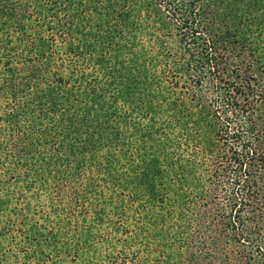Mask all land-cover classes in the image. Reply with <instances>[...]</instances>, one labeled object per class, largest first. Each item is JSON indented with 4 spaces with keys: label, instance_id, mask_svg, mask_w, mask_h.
I'll use <instances>...</instances> for the list:
<instances>
[{
    "label": "trees",
    "instance_id": "16d2710c",
    "mask_svg": "<svg viewBox=\"0 0 264 264\" xmlns=\"http://www.w3.org/2000/svg\"><path fill=\"white\" fill-rule=\"evenodd\" d=\"M93 1L0 0V264H264V85L229 61L213 5L112 0L154 33L163 13L180 43L117 72L143 129L86 68L32 44L41 28L52 41L84 15L104 19L111 6ZM130 128L141 132L131 163ZM142 198L156 211L138 204L126 225Z\"/></svg>",
    "mask_w": 264,
    "mask_h": 264
},
{
    "label": "rangeland",
    "instance_id": "374dc122",
    "mask_svg": "<svg viewBox=\"0 0 264 264\" xmlns=\"http://www.w3.org/2000/svg\"><path fill=\"white\" fill-rule=\"evenodd\" d=\"M102 1L107 2L111 6L104 19L100 20L92 14L84 15L79 20L80 25L76 30L72 33L71 31L65 33L64 30L57 32L52 41L48 39L46 28L44 32L41 28L40 34H33L32 44H36L39 48L38 50H42L39 44H50L51 47L46 49L45 57L56 58L57 55L62 56L68 68H86L85 75L88 78H93L98 85L97 94L100 97H105L107 101H110L113 97H119L120 101H116L114 105L121 109L122 114L127 115V119L131 123L130 126L133 124L140 126L141 123L144 129L147 127L148 122L141 117L138 108L136 111L128 114L129 109H133V107L122 98V94H126L125 97L128 98L129 95L127 96V94H134V90L124 86L128 83L123 84V86L120 85L126 79L117 76V72L121 64H127L132 69V62L134 60L139 61V64L142 65L144 61H148V58H151L154 51L160 50L164 46L172 52L177 53V45L180 43L176 35V29H174V25L168 17H165L163 13H159V16L155 19L156 25L162 27L159 35V32L154 33L150 28H145V22L149 23L148 21H152L151 17L144 19L138 15L137 11L133 10L129 12L128 10L132 9L122 8L123 4L113 9L111 2L114 0ZM209 1L214 7L217 19L214 30L219 35L220 44H223L229 61L241 58L248 67L251 64L249 70L264 85V0ZM93 2V0H90L91 5ZM86 14L90 13L87 12ZM75 18L72 20H75ZM25 31L27 33L30 32L28 26L25 28ZM9 34L13 38V46L18 44L17 46L20 48L19 44H26L18 40L20 38L17 32H10ZM150 35L157 36L158 40L160 38L162 43L158 41V44H153L152 40L146 39ZM42 36L43 39H39ZM52 47L55 48V54L50 55ZM70 49L73 52L70 53ZM79 72L81 71H77V73ZM206 92L205 98L209 100L212 98V93L210 90ZM262 108L264 110V107ZM109 125L115 126V124ZM127 130V134L125 136L122 135V138L125 137L129 143H134L128 149L130 154L129 162L131 163L137 161L136 155L139 152L138 147L141 146L138 144L141 138V132L134 131L132 128ZM172 134L175 137L174 139L178 136L182 137V135L177 136L175 132ZM178 139L180 138L178 137ZM122 140L125 139L123 138ZM183 141L185 142V138ZM189 148L191 149L192 146H189ZM101 154L99 153L98 155ZM143 202L147 203L148 210L156 211L154 204H149V202L145 201V198L136 200L126 215V225H131L135 221L137 223L139 222V219H137L139 217L136 216L135 206L143 204ZM65 204L75 210H79L77 206L70 205L67 201H65Z\"/></svg>",
    "mask_w": 264,
    "mask_h": 264
}]
</instances>
